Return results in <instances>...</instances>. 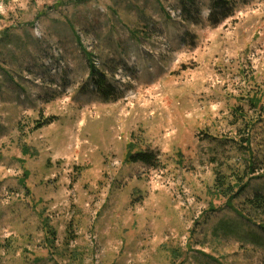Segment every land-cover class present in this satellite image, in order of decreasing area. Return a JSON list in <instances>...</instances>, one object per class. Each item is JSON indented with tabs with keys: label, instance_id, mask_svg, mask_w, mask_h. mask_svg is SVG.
<instances>
[{
	"label": "rangeland",
	"instance_id": "rangeland-1",
	"mask_svg": "<svg viewBox=\"0 0 264 264\" xmlns=\"http://www.w3.org/2000/svg\"><path fill=\"white\" fill-rule=\"evenodd\" d=\"M226 1L0 0V264H264V0Z\"/></svg>",
	"mask_w": 264,
	"mask_h": 264
},
{
	"label": "trees",
	"instance_id": "trees-1",
	"mask_svg": "<svg viewBox=\"0 0 264 264\" xmlns=\"http://www.w3.org/2000/svg\"><path fill=\"white\" fill-rule=\"evenodd\" d=\"M218 1L222 3H226V4L228 3V1L226 0H218ZM90 56L91 55H89V57ZM88 66H89L88 73L90 76H95V73L99 74L98 77L94 78V84L99 87V89L101 90V93L103 94V97L108 98L109 93L104 89V86H103L104 77H105L104 71H97L95 69L94 62L91 61L90 58H88ZM255 93H259L260 97L262 94V96L264 97V93L262 89L257 88L256 92H254V94L248 99V102L250 104L249 108L252 109L253 111L264 112V104H261L260 102L261 98L258 99ZM237 113L239 116L238 111ZM249 140L250 138L248 137H245V138L241 137V141L244 142L245 144H247ZM247 150H249V148ZM252 156L253 155H251L250 157ZM257 169L258 167L257 166L255 167L253 158L252 160L249 158V159H244L242 167L238 169V171L242 175L232 173V175L227 177L225 175L222 176L220 172L215 173V186L217 187L219 191H221V194H223L225 198H227L226 202H228V204L231 201H233L235 197H237L238 195H241V193L248 186V183H245L244 181L245 178L247 179L248 175H254L257 172ZM247 200L249 201V204L252 207L264 209V196L261 195L260 193L253 195V197Z\"/></svg>",
	"mask_w": 264,
	"mask_h": 264
}]
</instances>
